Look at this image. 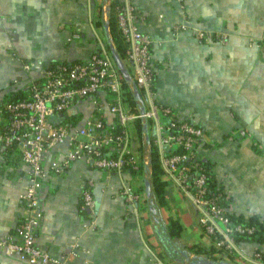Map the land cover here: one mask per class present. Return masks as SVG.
I'll list each match as a JSON object with an SVG mask.
<instances>
[{
  "label": "crops",
  "instance_id": "0c3cea01",
  "mask_svg": "<svg viewBox=\"0 0 264 264\" xmlns=\"http://www.w3.org/2000/svg\"><path fill=\"white\" fill-rule=\"evenodd\" d=\"M111 1L0 0V102L25 92L49 65L83 60L93 51L110 53L105 23ZM125 3L133 23L151 39L156 100L204 130L199 153L226 195L228 212L256 214L264 227V0ZM92 109L91 100L82 98L65 116L82 121ZM4 120L0 111V130ZM131 127L128 147L150 159L145 132L139 136ZM68 150L65 141L44 156L35 229L37 244L63 264H187L177 259L180 251L229 264H262L253 251L264 249V240L236 242L232 258L215 247L199 221L201 209L171 175H161L166 182L163 200H154L155 221L144 185L150 177L142 172V180H134V172L94 168L82 159L56 171ZM28 179L19 148L0 143V234L16 231ZM140 183L144 193L137 190L139 199L129 202L125 185ZM85 187L91 206L84 205ZM171 219L181 224L178 235L168 232ZM167 247L177 252L169 255ZM0 264L30 263L0 251Z\"/></svg>",
  "mask_w": 264,
  "mask_h": 264
},
{
  "label": "built area",
  "instance_id": "2783aa9c",
  "mask_svg": "<svg viewBox=\"0 0 264 264\" xmlns=\"http://www.w3.org/2000/svg\"><path fill=\"white\" fill-rule=\"evenodd\" d=\"M115 15L126 46V61L122 60L124 64L127 62L130 80L120 72L110 53L93 51L83 60L47 66L40 79L27 84L26 96L0 102V111L5 117L0 143L19 148L29 175L20 195L24 205L22 219L14 233L0 234V251L17 255L30 264H63L41 249L35 231L39 223V186L46 152L59 143L69 144L61 163L54 165L56 171L72 160L82 159L94 168L126 171L125 167H129L151 175L150 159H141L128 147V121L139 118L147 127L149 119L156 123L152 140L158 148L162 174L171 175L189 192L193 203L201 209L200 223L215 247L225 249L228 255L235 245L232 233H252L256 227L230 221L224 204L225 193L220 188L211 190L207 183V169L199 153L204 130L189 118L176 116L156 100L150 36L133 23L134 14L127 3L117 5ZM23 66L28 69L30 64L25 62ZM125 82L133 93L134 87L139 91L141 99L134 105L125 99ZM82 98L91 100L92 111L82 121L65 122V113ZM110 113L115 115L114 120L108 119ZM147 143L150 150V139ZM123 193L131 203L139 199L131 184L125 185ZM82 194L84 205L91 206L93 198L89 188L85 187ZM253 257L264 264V249L254 250ZM78 264H87V261Z\"/></svg>",
  "mask_w": 264,
  "mask_h": 264
},
{
  "label": "trees",
  "instance_id": "16d2710c",
  "mask_svg": "<svg viewBox=\"0 0 264 264\" xmlns=\"http://www.w3.org/2000/svg\"><path fill=\"white\" fill-rule=\"evenodd\" d=\"M125 4V0H112L109 7V16L107 20V25L109 29V37L113 42V46L118 52V54L123 57L125 53V42L123 40L121 31L118 27L117 21H116V15H115V8L117 5ZM100 24H103L100 23ZM125 92L124 96L125 99L128 101L129 104L134 105L136 104L137 98L135 97L134 93L129 89L128 84L125 82ZM26 91L23 92L21 95L13 96L7 100H17L19 98H22L26 96ZM77 117L75 116H64V121L69 123H74L76 121ZM143 122L141 119L135 120V127L138 131L139 136L143 133ZM201 162L207 169V183L211 190H216L217 187L216 184L213 181L212 173L205 161L201 159ZM126 171L134 172L129 167H125ZM150 170H151V188H152V194L154 200H158L161 202L163 200L164 195V186H165V180L161 178V175L163 173V168L161 165L160 155L158 152L157 146L154 144L153 140H150ZM227 215L231 222L233 223H242L244 225H254L256 227L255 231L252 233L247 232H233L232 236L234 239V244L239 241H245V240H256L258 242H262L264 240L263 236V223L259 220V216L256 214L250 215L248 217H243L242 215H237L231 212H227ZM181 231V224L178 220L171 219L168 223V232L171 235H178ZM235 248V247H234ZM234 248L233 251L234 252ZM232 253H229V255Z\"/></svg>",
  "mask_w": 264,
  "mask_h": 264
},
{
  "label": "water",
  "instance_id": "95a60500",
  "mask_svg": "<svg viewBox=\"0 0 264 264\" xmlns=\"http://www.w3.org/2000/svg\"><path fill=\"white\" fill-rule=\"evenodd\" d=\"M107 24L105 23V29L107 30ZM110 54L113 57L116 66L118 67V69L120 70V72L124 75V77L127 80H130V74L128 72V70L126 69V66L121 58V56L118 54V52L116 51V49L114 48L113 44H110ZM134 95L137 99H141L140 95H139V91L136 87H134ZM141 112H143L144 108L143 106L140 107ZM143 130L146 131L147 130V125L144 124L143 125ZM146 140L149 142V136L148 134L145 135ZM144 185H145V193L149 199V209L152 212L155 221H158V217H157V207L154 205V198H153V194H152V190H151V184L150 181L148 179L144 180ZM163 238V243H165V238ZM172 248V247H171ZM170 247H167V251L169 255H173V252H177L176 248H173L171 250ZM177 259L179 261H186L187 264H229L226 260L224 259H220V260H215V259H208V258H192L189 257L188 253H186L185 251H180V254L178 255Z\"/></svg>",
  "mask_w": 264,
  "mask_h": 264
},
{
  "label": "rangeland",
  "instance_id": "374dc122",
  "mask_svg": "<svg viewBox=\"0 0 264 264\" xmlns=\"http://www.w3.org/2000/svg\"><path fill=\"white\" fill-rule=\"evenodd\" d=\"M122 59L124 60V61H126V58H125V55L122 57ZM127 63V62H126ZM137 120V119H136ZM130 122L131 123H133V120L131 121H129L128 123H129V125H130V127H131V124H130ZM134 122H135V120H134ZM155 125H156V123L152 120V119H149V124H148V127H147V130L146 131H144L143 130V132H145V135L146 134H148V136H149V139L151 140V139H153V137H154V135H155ZM133 127V126H132ZM131 127V128H132ZM131 128H130V131H137V129H136V127L134 126V128H132V130H131ZM130 133V132H129ZM132 138V137H131ZM146 140V139H145ZM147 141V140H146ZM148 142V141H147ZM147 150H148V147H147ZM143 172V170L142 169H140L139 171H134V173H131L132 174V176H133V179L134 180H137V173H142ZM144 173V172H143ZM148 177H150V179H151V175L149 174V175H147ZM139 177V181H141L142 180V178L143 177H141L140 175L138 176ZM134 189H136V190H139V192H140V195H142L144 192V185L142 184V183H140L139 184V186H137L136 184L134 185V187H133ZM223 252L224 251H226L225 249H221ZM226 253V252H225ZM233 255H234V253L235 252H231ZM229 255V254H228ZM228 257H231V254L228 256ZM232 258V257H231ZM166 264V263H165ZM168 264V263H167Z\"/></svg>",
  "mask_w": 264,
  "mask_h": 264
}]
</instances>
